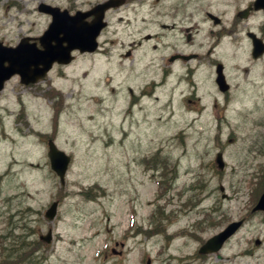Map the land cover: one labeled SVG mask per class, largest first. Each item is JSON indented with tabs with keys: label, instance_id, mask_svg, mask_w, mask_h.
I'll return each instance as SVG.
<instances>
[{
	"label": "rangeland",
	"instance_id": "374dc122",
	"mask_svg": "<svg viewBox=\"0 0 264 264\" xmlns=\"http://www.w3.org/2000/svg\"><path fill=\"white\" fill-rule=\"evenodd\" d=\"M38 3L0 0V42L16 46L43 34L51 16ZM253 22L263 23L264 14ZM166 40L182 42L177 33ZM211 42L203 38L201 59L190 63H122L115 45L111 56L55 65L38 83L6 82L0 264H264V214H249L264 173V55L255 60L247 40L208 54ZM149 46L137 56L149 58ZM215 59L225 66L228 96L216 86ZM163 69L171 73L161 81ZM193 93L199 104L189 101ZM49 139L72 157L65 183L51 168ZM244 217L218 253L199 254L208 238ZM49 230L44 243L39 236Z\"/></svg>",
	"mask_w": 264,
	"mask_h": 264
},
{
	"label": "flooded vegetation",
	"instance_id": "af4514ba",
	"mask_svg": "<svg viewBox=\"0 0 264 264\" xmlns=\"http://www.w3.org/2000/svg\"><path fill=\"white\" fill-rule=\"evenodd\" d=\"M77 1H69V11H89L98 3L116 4V7L105 11L107 25L101 32V46L96 53L101 51L111 56L108 48L117 45L118 60L122 63H153L157 59L169 64L181 63L188 62L184 56L189 55L193 56L190 60L194 61L201 57L196 49L203 47V38H211L210 46L214 50L225 40L234 45L244 40L251 44L253 28L260 37L264 36L263 23L252 27L253 17L264 13V9H254L253 0ZM202 24L207 27L204 29ZM201 32H204L205 37L200 36ZM172 33H177L182 42L173 44L167 41ZM149 43V58L138 57L139 51ZM188 47H195V50L189 51ZM165 74L169 72L165 71Z\"/></svg>",
	"mask_w": 264,
	"mask_h": 264
},
{
	"label": "water",
	"instance_id": "95a60500",
	"mask_svg": "<svg viewBox=\"0 0 264 264\" xmlns=\"http://www.w3.org/2000/svg\"><path fill=\"white\" fill-rule=\"evenodd\" d=\"M256 6L257 8L264 7V0H257ZM44 11L53 15V21L45 34L40 38L44 47L43 50H37L35 43L29 44L28 38L22 40L15 48L5 47L0 43V90L4 86L5 80L9 79L14 73L21 75L23 83H33L45 77L54 61L69 63L73 58L71 56L73 49L78 48L84 52L95 48L96 37L104 25L102 14L96 15L94 20L90 24H87L83 21L82 17L78 15L72 16L68 11H61L59 8H46ZM263 53V41L255 38L253 56L257 58ZM6 62H8V65L5 64ZM40 65L42 67H39ZM217 72L219 87L222 91H226L228 85L223 75V65H218ZM49 156L52 168L59 174L61 180L64 181L71 158L59 150L52 140L49 141ZM216 162L220 169L224 168L221 153L217 155ZM257 210H264V192L253 208V211ZM56 211L57 202H54L47 210L46 216L54 218ZM242 222L243 220L230 223L225 229L210 238L201 247L200 252H216L221 249L223 244L238 230ZM41 238L50 241V233Z\"/></svg>",
	"mask_w": 264,
	"mask_h": 264
},
{
	"label": "trees",
	"instance_id": "16d2710c",
	"mask_svg": "<svg viewBox=\"0 0 264 264\" xmlns=\"http://www.w3.org/2000/svg\"><path fill=\"white\" fill-rule=\"evenodd\" d=\"M258 180H259V186H261L262 188L260 189V191L263 189L264 187V173L262 175L258 176Z\"/></svg>",
	"mask_w": 264,
	"mask_h": 264
}]
</instances>
